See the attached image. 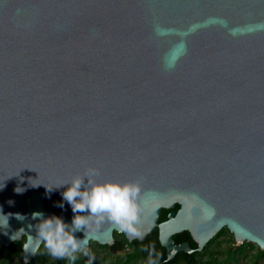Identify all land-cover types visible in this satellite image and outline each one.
<instances>
[{"label":"water","instance_id":"water-1","mask_svg":"<svg viewBox=\"0 0 264 264\" xmlns=\"http://www.w3.org/2000/svg\"><path fill=\"white\" fill-rule=\"evenodd\" d=\"M88 168L141 181L143 238L105 221L87 250L157 230L172 260L226 228L264 251V0H0V252L40 251L34 213L71 226Z\"/></svg>","mask_w":264,"mask_h":264},{"label":"clouds","instance_id":"clouds-1","mask_svg":"<svg viewBox=\"0 0 264 264\" xmlns=\"http://www.w3.org/2000/svg\"><path fill=\"white\" fill-rule=\"evenodd\" d=\"M99 175V170L88 168L84 176H76L62 185H69L62 193L63 200L72 207L75 214L71 226L66 224L60 217L43 218L42 213H34L33 219L40 217V222L35 225L38 243H43L47 253L53 259L69 258L75 260V253L82 251L85 256L89 255L84 239H77L75 233L82 229H89L92 225L96 228L109 221L117 225L119 230L131 238H143L138 227L140 213L139 204L141 194V181H129L120 183L118 181L98 182L94 177ZM85 178L87 183L85 184ZM60 185V186H62ZM19 191V189H18ZM63 207V203L58 205ZM87 213V215H78ZM2 215V214H0ZM0 226L8 227V217ZM30 229L33 225L28 226ZM94 230V229H93ZM33 240L29 235L28 241L24 244L27 250ZM35 248L32 249L34 253ZM94 259V257H93Z\"/></svg>","mask_w":264,"mask_h":264},{"label":"trees","instance_id":"trees-1","mask_svg":"<svg viewBox=\"0 0 264 264\" xmlns=\"http://www.w3.org/2000/svg\"><path fill=\"white\" fill-rule=\"evenodd\" d=\"M167 214L168 211L163 210L160 221L165 220ZM182 235L191 248L196 247L188 232H183ZM118 236L121 237V240L117 239ZM114 237L113 246L90 242L87 250L89 255L85 256L83 252L75 253V260L53 259L43 245L28 263H25L21 257L24 237L23 240L13 242L9 247L2 249L0 264H264V251L256 244L244 242L238 246L230 245L231 243L236 244V241L233 234L226 228L213 238L202 251H195L192 254L179 253L172 260H167L165 249L159 244L157 230L153 235L148 236L147 241L142 243L136 240L129 242L124 234L115 233ZM176 237L175 235L174 239L177 241ZM227 241H230V244L222 250L221 247Z\"/></svg>","mask_w":264,"mask_h":264},{"label":"flooded vegetation","instance_id":"flooded-vegetation-1","mask_svg":"<svg viewBox=\"0 0 264 264\" xmlns=\"http://www.w3.org/2000/svg\"><path fill=\"white\" fill-rule=\"evenodd\" d=\"M176 236H177V237H176L177 241L174 239V241H175L176 244H180V243L187 242V241L184 240V236L182 235V233L177 234ZM196 247H197V245H196ZM196 247H195L194 249H196ZM158 253H160V252H158ZM165 254H166V252H165ZM176 256H177V255H176ZM176 256H175L174 258H176ZM174 258H173V259H174Z\"/></svg>","mask_w":264,"mask_h":264},{"label":"rangeland","instance_id":"rangeland-1","mask_svg":"<svg viewBox=\"0 0 264 264\" xmlns=\"http://www.w3.org/2000/svg\"><path fill=\"white\" fill-rule=\"evenodd\" d=\"M23 238H24V237H23ZM23 238H22V240H23ZM114 239H115V237H114ZM117 239H118V240H121V237L118 236ZM230 240H232L231 237H230ZM231 242H232V241H231ZM229 244H230V241H227V243L224 244V245L221 247V249L224 250ZM230 245H237V243H236V244L231 243ZM237 246H238V245H237Z\"/></svg>","mask_w":264,"mask_h":264}]
</instances>
